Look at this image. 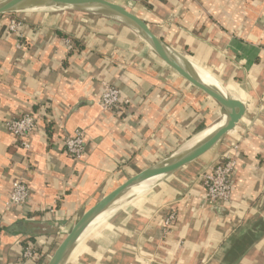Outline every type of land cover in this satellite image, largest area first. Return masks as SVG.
Wrapping results in <instances>:
<instances>
[{
    "label": "crops",
    "instance_id": "1",
    "mask_svg": "<svg viewBox=\"0 0 264 264\" xmlns=\"http://www.w3.org/2000/svg\"><path fill=\"white\" fill-rule=\"evenodd\" d=\"M133 12L243 103L245 112L195 166L89 228L66 264L85 254L93 264H107V255L132 264H228L232 241L249 232L256 239L235 264H264V0H141ZM2 18L0 123L27 112L39 122L28 150L0 126V264H20L30 240L40 245V264L61 230L86 208L218 126L221 117L119 22L59 11ZM11 18L23 23L21 41L6 30ZM105 82L121 92L120 110L101 111ZM77 129L86 146L75 162L64 153L62 138ZM231 154V201L210 206L200 176ZM14 179L27 184L29 198L23 207L5 210ZM169 207L177 221L164 235ZM241 228L245 232L231 239Z\"/></svg>",
    "mask_w": 264,
    "mask_h": 264
},
{
    "label": "water",
    "instance_id": "2",
    "mask_svg": "<svg viewBox=\"0 0 264 264\" xmlns=\"http://www.w3.org/2000/svg\"><path fill=\"white\" fill-rule=\"evenodd\" d=\"M140 1L125 0L124 3H117L113 0H4L0 2V17L20 12L72 10L119 22L136 33L165 66L210 100L217 107L221 117L218 123L220 126L208 137L195 139L170 156L127 178L86 208L68 229L61 230L40 264H66L78 241L89 228L158 184L195 166L237 126L244 115L243 103L218 88L205 84L198 75L200 68L156 36L149 25L133 12ZM245 230L246 228H241L231 239L238 237Z\"/></svg>",
    "mask_w": 264,
    "mask_h": 264
},
{
    "label": "built area",
    "instance_id": "3",
    "mask_svg": "<svg viewBox=\"0 0 264 264\" xmlns=\"http://www.w3.org/2000/svg\"><path fill=\"white\" fill-rule=\"evenodd\" d=\"M23 23L17 19H9L7 32L17 34L19 41L23 39L21 33ZM67 44H69L67 42ZM21 47V44L17 45ZM123 105L121 92L111 83H103L99 100V106L103 113H111L120 110ZM39 118L37 114L27 112L16 118L5 119L0 123L1 128L13 136L19 145L28 150L29 138L38 126ZM86 146V140L83 131L75 130L72 135L62 138V149L64 153L73 161L77 162L83 157ZM236 150L237 148L234 147ZM236 169V156L228 155L225 160L215 164L204 171L200 180L206 191L205 201L210 206L225 205L231 201L233 191V176ZM29 198V188L22 179H14L11 181L7 198L4 202L5 210L10 208H20L26 205ZM177 221V212L169 207L162 218V232L164 235L170 234L172 228ZM1 247V245H0ZM39 257L36 247L27 243L23 248L20 264L28 261H35Z\"/></svg>",
    "mask_w": 264,
    "mask_h": 264
},
{
    "label": "trees",
    "instance_id": "4",
    "mask_svg": "<svg viewBox=\"0 0 264 264\" xmlns=\"http://www.w3.org/2000/svg\"><path fill=\"white\" fill-rule=\"evenodd\" d=\"M10 16H12V15H10ZM158 190L159 189H156L155 192L158 191ZM255 239H256V236H254V233L249 232L248 234L247 233L245 235L243 234L240 239L232 241L230 250L225 255L224 261L227 262L228 264L238 263V261L240 260L242 255L245 253V251L247 249H249V247L251 246V244L253 243V241ZM29 243L32 244L34 247H35V245L36 246L39 245L38 242L35 241V240H30ZM39 257H41V256H39ZM38 258H37V260H35V264H37V262L39 261ZM72 259L73 258H71V260ZM104 261L107 264H132L131 261H129V260L124 261L123 257L110 258L109 255H107L105 257ZM72 263H74V262H72ZM93 263H94L93 257L88 255V254H85V255L81 256V258H80V260H79V262L77 264H93Z\"/></svg>",
    "mask_w": 264,
    "mask_h": 264
},
{
    "label": "bare ground",
    "instance_id": "5",
    "mask_svg": "<svg viewBox=\"0 0 264 264\" xmlns=\"http://www.w3.org/2000/svg\"><path fill=\"white\" fill-rule=\"evenodd\" d=\"M198 75L200 77V79L207 85L209 86H213L218 88L219 90H221L223 93H226V91L223 90V88H220L221 86L214 80H212L211 78L209 79V77L203 72L202 69H198ZM220 125L214 127L213 129H211L210 131H208L207 133L201 135L198 137L197 140L208 137L210 134H212ZM63 257V255H62Z\"/></svg>",
    "mask_w": 264,
    "mask_h": 264
},
{
    "label": "rangeland",
    "instance_id": "6",
    "mask_svg": "<svg viewBox=\"0 0 264 264\" xmlns=\"http://www.w3.org/2000/svg\"><path fill=\"white\" fill-rule=\"evenodd\" d=\"M4 1V0H3ZM3 1H0V2H3ZM36 12H38V11H36ZM43 12V11H42ZM59 12H61V14H70V15H72V14H87V15H93V14H89V13H81V12H77V11H72V10H62V11H59ZM25 13H31V12H20V13H13V14H7V15H4V16H2V17H9L10 15H14V16H18V15H23V14H25ZM2 17H0V20H3V18ZM176 151V150H175ZM174 151V152H175ZM174 152H172V153H174ZM172 153H169V154H166L165 155V157H168V156H170ZM184 173V172H183ZM183 173H180V174H178V175H181V174H183Z\"/></svg>",
    "mask_w": 264,
    "mask_h": 264
}]
</instances>
